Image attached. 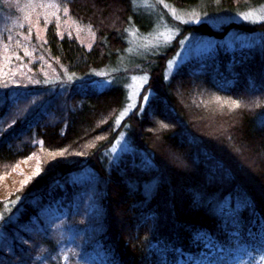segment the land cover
I'll return each mask as SVG.
<instances>
[{
  "label": "trees",
  "instance_id": "trees-1",
  "mask_svg": "<svg viewBox=\"0 0 264 264\" xmlns=\"http://www.w3.org/2000/svg\"><path fill=\"white\" fill-rule=\"evenodd\" d=\"M59 2L68 6L72 27L94 31L92 46L54 21L45 22L40 38L23 20L11 21L15 7L0 0V19L8 18L0 33V169L40 148L64 154L7 202L0 200V264H74L75 256L83 264H176L178 249L205 250L210 264H252L264 255V104L247 103L214 117L222 127L208 139L196 126L197 108L184 99L194 92L188 75L233 99L264 97V42L192 57L166 79L164 64L176 41L134 53L127 35L132 28L141 34L154 29L161 19L154 6L135 0ZM164 2L214 15L264 0ZM241 23L182 28L209 36L264 32L263 22ZM139 64L148 70L146 85L154 94L116 124L128 102L124 72ZM98 71L111 83L91 85ZM152 116L165 122L154 133L148 131ZM121 129L131 150L111 159L107 152ZM54 205L62 213L53 220L56 212L48 209ZM121 218L123 230L115 226ZM55 222L65 225L61 235ZM41 227L39 242L29 228Z\"/></svg>",
  "mask_w": 264,
  "mask_h": 264
},
{
  "label": "rangeland",
  "instance_id": "rangeland-1",
  "mask_svg": "<svg viewBox=\"0 0 264 264\" xmlns=\"http://www.w3.org/2000/svg\"><path fill=\"white\" fill-rule=\"evenodd\" d=\"M4 1L9 3V5L11 3L15 7L14 11H12L11 15H9L11 21L18 22V18L20 20H23L25 22V25L29 24L28 28L33 29L34 33L37 34L40 38L44 37V32L46 31L44 27L45 22L49 24L54 21L53 24L63 32H68V29L74 28L78 38L90 46H92V44H94V41L96 40V34L91 29L86 28L82 25L78 27H72L75 24V20L71 15L68 6L59 2L61 0ZM135 1L148 8L150 7L154 9L155 7L158 14L160 13L161 19H158L156 26L150 33L141 34L138 33L134 28L127 31L128 38L130 39L129 46L132 52L138 53L139 50L157 51L163 47H168V45L171 46L172 43L176 41L174 52L169 54V58L164 64L166 79H168L171 75H174L177 69L192 57L204 55L206 53L219 49L234 48L241 45H251L264 42V32L262 31L257 33H249L241 32V30H232L222 34L221 36H209L193 32L186 33V31L184 32L182 28L186 25L198 26L203 23L210 24L214 29H220V27L225 26L229 23H264V19L261 18V16H264V3L255 7L248 6L247 9L240 12H235L233 14L218 13L214 15H204L198 10H184L181 8H177L171 4L164 2V0ZM7 20L8 18L0 19V33L4 27H2L1 25L5 24ZM3 52L7 53L8 49L4 48ZM0 53H2L1 47ZM6 62V64H8L9 60H7ZM3 65H5V62H3L2 59L0 63V72ZM124 74L125 76L123 77L126 79L125 86L127 89L128 102L122 109V111L118 113L116 124H120V122H122L123 119H125V117L128 116L129 113L135 108L139 106L141 108H144L148 100L154 94V90L149 89L146 85L147 83L150 84L149 72L148 70H145L141 64L129 67L124 72ZM188 76L189 79L187 81L189 82V86L193 88L194 92L192 95L190 94L189 96L187 95L186 97H184V99H186L187 105H189L193 109H195V107L197 108L195 114L199 119L200 124L196 122V126H198V129L202 128L206 131V133H208V139L209 135L212 134L211 132L216 133L222 127L220 122L213 120L214 117H223L224 115L230 114L232 111L241 108L244 105L249 104L253 107H258L259 105L261 106L262 104H264V97H259L260 99L251 100V102H245L233 99L228 96L220 95L216 92H213L210 88L203 85L201 82H196L193 79L190 80L191 77L190 75ZM108 77V74L103 73V71H98L96 72V75L92 77L91 85L110 84L111 78ZM145 97H147V99H145ZM155 111L159 112V109H156ZM149 121L151 125H149L148 131L152 133L157 132L158 128L165 126L164 120H159V118L156 116H152V119H150ZM212 145H214L213 142ZM129 150H131L130 140L128 139V136L125 134V132L121 129L107 153L110 155L111 159H116L121 154ZM224 153L226 155L229 154L226 151ZM174 156V154L170 155L171 159H173ZM62 157H64V154L56 155V153H52L49 150H43L42 148H40L39 151L31 153L28 157L12 163L11 166H3L0 169V200L6 201V199H9L14 193L25 186L28 183L29 178L36 175L37 172L40 171L45 164H47L46 166L48 167H53L54 165H56V163L60 162V158ZM165 166L167 167V165ZM2 204L3 202L1 201L0 206ZM92 207L93 204L91 203L90 208ZM58 209L59 208L57 205H54L53 207L48 209L50 213L56 212V215L53 216V220L56 218L58 213H62L59 212ZM44 211H46V209L42 210L43 213ZM46 216L49 217L50 214L47 213ZM123 220L122 218L119 219V224ZM54 224L55 225H53V229L56 227V233L61 235L60 233L65 228V225L61 224L60 222H55ZM115 226H121L122 230L124 228V225L122 226V223ZM29 230L32 236L34 235L37 241L40 242L39 237L42 231V227L39 228V230H33L31 228H29ZM3 235L4 233L1 232L0 237H3ZM65 235L66 233L63 231V236ZM21 242L22 241H19V243ZM25 244L32 248L33 244H30V242H25ZM207 246L208 244L204 245V247ZM38 247H40V249H43V247H41V245L39 246V244L37 248ZM70 250L71 249H68L69 252ZM205 252V250H200L199 253H189L187 251L178 249L176 264H210L209 259L207 258L208 255H206ZM92 255L95 256L94 253H92ZM36 256L38 257L39 253H37L35 257ZM66 258H69V255H66ZM75 259L77 264H83L80 263L79 256H75ZM238 260L239 259L237 258L235 261L237 262ZM76 263L74 262V264ZM252 264H264V255H260Z\"/></svg>",
  "mask_w": 264,
  "mask_h": 264
},
{
  "label": "bare ground",
  "instance_id": "bare-ground-1",
  "mask_svg": "<svg viewBox=\"0 0 264 264\" xmlns=\"http://www.w3.org/2000/svg\"><path fill=\"white\" fill-rule=\"evenodd\" d=\"M95 255H98V257H103L104 254H102L101 252L97 254V252L95 253Z\"/></svg>",
  "mask_w": 264,
  "mask_h": 264
},
{
  "label": "snow or ice",
  "instance_id": "snow-or-ice-1",
  "mask_svg": "<svg viewBox=\"0 0 264 264\" xmlns=\"http://www.w3.org/2000/svg\"><path fill=\"white\" fill-rule=\"evenodd\" d=\"M245 18H248V17H245ZM262 19H264V16H261ZM95 83V82H94ZM145 99H147V97H145Z\"/></svg>",
  "mask_w": 264,
  "mask_h": 264
}]
</instances>
